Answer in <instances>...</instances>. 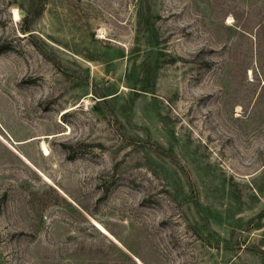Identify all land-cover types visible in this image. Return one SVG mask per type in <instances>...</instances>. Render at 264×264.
Masks as SVG:
<instances>
[{
  "label": "rangeland",
  "instance_id": "1",
  "mask_svg": "<svg viewBox=\"0 0 264 264\" xmlns=\"http://www.w3.org/2000/svg\"><path fill=\"white\" fill-rule=\"evenodd\" d=\"M0 44V264H264V0H0Z\"/></svg>",
  "mask_w": 264,
  "mask_h": 264
},
{
  "label": "trees",
  "instance_id": "2",
  "mask_svg": "<svg viewBox=\"0 0 264 264\" xmlns=\"http://www.w3.org/2000/svg\"><path fill=\"white\" fill-rule=\"evenodd\" d=\"M6 48L3 46V44H0V51L5 50Z\"/></svg>",
  "mask_w": 264,
  "mask_h": 264
},
{
  "label": "bare ground",
  "instance_id": "3",
  "mask_svg": "<svg viewBox=\"0 0 264 264\" xmlns=\"http://www.w3.org/2000/svg\"><path fill=\"white\" fill-rule=\"evenodd\" d=\"M43 149L45 150V152H47L45 147H43Z\"/></svg>",
  "mask_w": 264,
  "mask_h": 264
}]
</instances>
